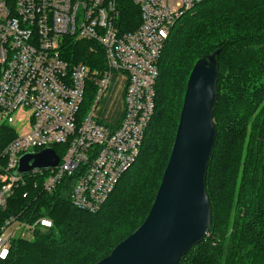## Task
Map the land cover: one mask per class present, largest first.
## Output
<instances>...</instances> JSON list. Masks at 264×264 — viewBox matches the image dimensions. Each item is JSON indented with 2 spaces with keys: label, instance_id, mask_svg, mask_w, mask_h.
I'll return each mask as SVG.
<instances>
[{
  "label": "built area",
  "instance_id": "1",
  "mask_svg": "<svg viewBox=\"0 0 264 264\" xmlns=\"http://www.w3.org/2000/svg\"><path fill=\"white\" fill-rule=\"evenodd\" d=\"M204 1L0 0V115L14 134L0 152L1 261L13 240L51 226L46 217L1 222L20 184L60 188L75 208L101 209L139 155L172 29ZM76 43L88 44L92 66L76 59ZM117 88L116 115L100 116L99 102ZM47 148L59 158L55 167L14 174L22 155Z\"/></svg>",
  "mask_w": 264,
  "mask_h": 264
},
{
  "label": "trees",
  "instance_id": "2",
  "mask_svg": "<svg viewBox=\"0 0 264 264\" xmlns=\"http://www.w3.org/2000/svg\"><path fill=\"white\" fill-rule=\"evenodd\" d=\"M70 48L92 66L88 44ZM216 50V139L206 174L210 233L178 264H264V0H206L181 18L159 59L155 111L134 165L96 213L75 208L60 188L47 193L32 189L31 180L20 184L1 222L10 215L27 223L46 217L51 226L13 240L0 264H95L137 229L169 159L190 71ZM2 133L0 152L14 137L8 127Z\"/></svg>",
  "mask_w": 264,
  "mask_h": 264
},
{
  "label": "water",
  "instance_id": "3",
  "mask_svg": "<svg viewBox=\"0 0 264 264\" xmlns=\"http://www.w3.org/2000/svg\"><path fill=\"white\" fill-rule=\"evenodd\" d=\"M218 53L200 58L190 71L169 159L146 218L95 264H178L209 236L206 174L216 139ZM58 162L51 148L29 152L19 158L14 174L47 170Z\"/></svg>",
  "mask_w": 264,
  "mask_h": 264
},
{
  "label": "rangeland",
  "instance_id": "4",
  "mask_svg": "<svg viewBox=\"0 0 264 264\" xmlns=\"http://www.w3.org/2000/svg\"><path fill=\"white\" fill-rule=\"evenodd\" d=\"M193 12H196V8L188 15L192 14ZM93 100H94V93L92 91L89 92L88 96L86 97L84 112H87L91 108L93 104ZM119 105H120V101L118 97V88H117V90L110 91V93L104 96L103 99L99 102L98 114L102 117L105 116L114 117L116 115ZM6 127L7 125L4 123V120L1 119V115H0V141L5 140L4 137L2 136L3 134L2 130ZM132 169H134V167ZM131 171L129 173H131ZM30 239H32L31 236L27 238V240Z\"/></svg>",
  "mask_w": 264,
  "mask_h": 264
}]
</instances>
